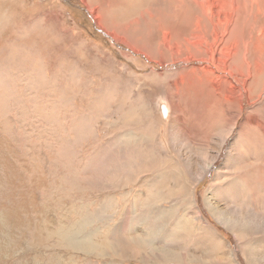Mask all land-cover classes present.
<instances>
[{
  "label": "rangeland",
  "instance_id": "1",
  "mask_svg": "<svg viewBox=\"0 0 264 264\" xmlns=\"http://www.w3.org/2000/svg\"><path fill=\"white\" fill-rule=\"evenodd\" d=\"M239 3L223 48L264 10ZM209 4L0 0V264H264V73L200 130L219 98L190 72L217 69L183 61L207 59Z\"/></svg>",
  "mask_w": 264,
  "mask_h": 264
},
{
  "label": "bare ground",
  "instance_id": "2",
  "mask_svg": "<svg viewBox=\"0 0 264 264\" xmlns=\"http://www.w3.org/2000/svg\"><path fill=\"white\" fill-rule=\"evenodd\" d=\"M251 2L254 3L255 0H251ZM237 3L238 6H235ZM228 7H230L229 11L227 10ZM240 10L239 0H210L207 15L212 26L211 43H209V40L204 36L195 35L188 39L192 48L206 49L207 59L197 60L193 56H190L183 61L185 62L184 64L192 62H198L201 64L212 63L218 71L223 72L221 75L217 70H212L208 67H197L190 72V76L193 77L195 81L208 86L210 98H219L213 113L206 114L204 120L199 122V126H201L200 130L207 133H214L223 128H227L228 119L226 115V107L230 105L233 107V104L236 102L242 104L241 99L244 97L247 99L249 97L254 91L257 80L264 73L262 65L254 64L249 59L251 55L250 47L252 46V40L264 39V10H259L255 16H253L252 12H246L241 19V23L244 26H247L250 20L253 19L249 42L242 47L239 45H235L232 48L226 46H224V48L221 47V38H224L227 35L228 30L237 21ZM197 31H202L201 24H199L198 29L193 30L194 33ZM170 50L176 52L174 54L176 59L183 57L182 52L178 51V47L171 48ZM240 57L243 58V62L239 61L238 58ZM232 60L233 63L230 66ZM183 84L184 81L182 82V85ZM198 89L201 94H205L204 87H199ZM249 102H251V99H249ZM206 106L207 105H204V107ZM167 111L170 112V107ZM168 112L167 114H169ZM182 119V111H179L172 129V132L176 136H181L182 129L180 127L176 128V126ZM251 119L252 116H250V119L246 123V130L250 129L252 122ZM221 123L223 126L219 127ZM224 139L221 142H223ZM192 157L193 154L190 155L188 160ZM10 213L11 211L9 209H4L2 211V218L10 216ZM239 213L242 215L244 214L242 210H240ZM229 257H231L230 253Z\"/></svg>",
  "mask_w": 264,
  "mask_h": 264
}]
</instances>
